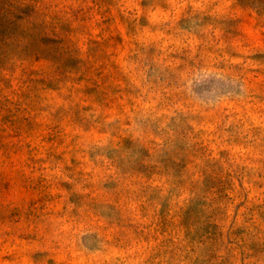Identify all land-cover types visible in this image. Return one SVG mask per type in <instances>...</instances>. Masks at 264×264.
I'll list each match as a JSON object with an SVG mask.
<instances>
[{
    "label": "rangeland",
    "instance_id": "rangeland-1",
    "mask_svg": "<svg viewBox=\"0 0 264 264\" xmlns=\"http://www.w3.org/2000/svg\"><path fill=\"white\" fill-rule=\"evenodd\" d=\"M0 264H264V0H0Z\"/></svg>",
    "mask_w": 264,
    "mask_h": 264
}]
</instances>
